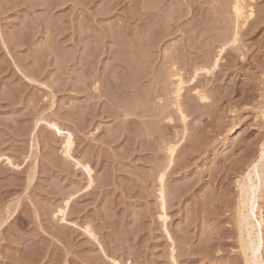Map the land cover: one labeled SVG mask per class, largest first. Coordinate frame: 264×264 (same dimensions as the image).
<instances>
[{
    "label": "rangeland",
    "instance_id": "obj_1",
    "mask_svg": "<svg viewBox=\"0 0 264 264\" xmlns=\"http://www.w3.org/2000/svg\"><path fill=\"white\" fill-rule=\"evenodd\" d=\"M234 1L0 0V264H249L238 211L264 150V0L239 30ZM42 118L73 132L71 156Z\"/></svg>",
    "mask_w": 264,
    "mask_h": 264
},
{
    "label": "bare ground",
    "instance_id": "obj_2",
    "mask_svg": "<svg viewBox=\"0 0 264 264\" xmlns=\"http://www.w3.org/2000/svg\"><path fill=\"white\" fill-rule=\"evenodd\" d=\"M233 3H234V6H233L234 11L233 12H234V16H236L235 17L236 21H234V22L236 23L237 30H239V27H241L242 25H245L246 22L248 21V19L254 15V9L252 6L249 7V5L246 3V0H235ZM236 27H235V29H236ZM238 33L239 32L235 33V38H234L235 43L238 40V36H239ZM226 44L224 46H221V49L218 50L219 53H218V55H216L217 57H215L216 59H215L214 63L212 64L213 66L211 65L213 68H216L219 65V62L222 59L221 56L225 50V47H227ZM232 44H234V43H232ZM203 69H204V71L206 69L207 72L209 70L211 71V69H209V68H203ZM198 71H197V73H198ZM173 77H175L177 80L174 83L175 88L173 90V93L175 94L177 101H179L181 98V95H182V91L186 85V80L184 79L182 72H180V71L175 72L173 74ZM202 96H203L202 98H206V95L202 94ZM184 118H185V115H184ZM40 121L45 122L46 125L53 128L55 130L56 134L64 136L63 152L65 154H67L68 156H71V151L73 150V146L75 144V138H74L73 132L71 130H66V129L62 128L58 124V122L54 121L53 119L48 120V119L42 118V119H40ZM176 148H177L176 145L170 146V149H169L170 150V158H169V164L168 165H170V163H172V161L174 159ZM263 152H264V150H263ZM2 156H3V154H0V159H2ZM260 158H261V156H260ZM6 160H8L9 163L14 164V162L10 156H6ZM258 161H257L258 163L257 164L255 163V166L247 173V177L245 178V181L243 182V184L241 186L242 187L241 188V200H242L241 204H242V206L240 208V212L238 211V213H240V215L238 217L240 219L239 223L241 225L242 230H244V232L246 231V237H245V239L243 238L244 244H241V245L244 246L242 248H244L248 254V258L246 260H248L249 264H263V262H262L263 260H261L259 258V256H257V253L259 251L260 244L262 241L261 235H260L261 233L258 232V230H259L258 226L259 225L263 226V225H262V222H260V220H258L260 222V224H258L259 223L258 222L257 223L258 226H257L253 220V217H252V216H254V218H255L253 211H254L256 204H257V200L255 197L256 195H254V194H255V192H257L259 190L258 188H260V186H261L260 185L258 187V185H259L258 184V182H259L258 176L260 175L259 173L262 171H260L258 173L257 166L262 165L263 166L262 168L264 169V159L261 158ZM84 167L86 168L88 173L91 174L90 166L84 165ZM165 172H163L159 178V181H160V197L164 203V206H163L164 210H165V176H166ZM262 175H263V173H262ZM263 178H264V175H263ZM90 180L92 182V179H90ZM262 183H264V182H262ZM262 183H260V184H262ZM256 189H258V190L256 191ZM69 202H70L69 199H67L65 202V206L59 207L57 209L56 215H60L62 218H66L65 217L66 216V208L68 207ZM251 212L253 213V215H251ZM166 216H167L166 213H164L163 217H166ZM243 234H245V233H243ZM245 255H246V253H245ZM175 264H176V262H175Z\"/></svg>",
    "mask_w": 264,
    "mask_h": 264
},
{
    "label": "snow or ice",
    "instance_id": "obj_3",
    "mask_svg": "<svg viewBox=\"0 0 264 264\" xmlns=\"http://www.w3.org/2000/svg\"><path fill=\"white\" fill-rule=\"evenodd\" d=\"M262 148H264V145L261 146ZM261 158L264 159V152L261 153ZM115 264V262H114Z\"/></svg>",
    "mask_w": 264,
    "mask_h": 264
}]
</instances>
